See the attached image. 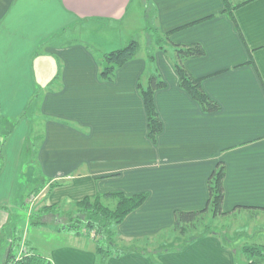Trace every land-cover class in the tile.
Here are the masks:
<instances>
[{"label":"crops","instance_id":"1","mask_svg":"<svg viewBox=\"0 0 264 264\" xmlns=\"http://www.w3.org/2000/svg\"><path fill=\"white\" fill-rule=\"evenodd\" d=\"M149 5L154 16L148 23L161 35L204 49L184 66L219 105L216 112L180 86L172 45L155 48L152 61L147 47L106 81L103 54L75 39L85 27L109 28L116 39L133 27L147 33ZM226 7L225 0H0V114L23 116L4 150L0 264L18 251L14 232L6 235L5 228L13 208L25 205L29 187L46 192L45 205L55 207L110 193L147 195L116 227L130 245L127 253L102 262L93 243L48 250L26 243L52 264H237L219 234L155 255L135 245L174 231L176 211L203 210L219 164L224 213L264 207V0L231 16ZM153 70L165 84L153 94L162 123L155 139L139 89ZM32 134L41 137L34 150ZM53 184L60 187L48 193Z\"/></svg>","mask_w":264,"mask_h":264},{"label":"trees","instance_id":"2","mask_svg":"<svg viewBox=\"0 0 264 264\" xmlns=\"http://www.w3.org/2000/svg\"><path fill=\"white\" fill-rule=\"evenodd\" d=\"M226 1V10L224 11L228 15H233L234 11L238 8L249 4L255 0H240L237 4ZM157 37L155 42V48L161 49L166 44L172 45L178 56V61L175 63V70L179 77L180 86L185 89L194 99H196L203 108L208 112H216L219 110V105L211 100L204 92L201 80L194 78L184 66V62L187 59L197 58L204 55V49L200 44L193 45H175L170 41L169 34L161 35L160 31L154 27L148 28ZM148 30V31H149ZM149 50L147 58L152 61L153 53L156 49ZM141 47L139 42H132L124 49L114 51L109 54L103 55V69L101 71V78L106 81H112L115 78L116 71L124 66L126 63L138 59L141 57ZM165 86L160 75L157 71L153 70L149 75V81L147 86H139L141 94L144 99L146 110L149 117V136L155 139L156 135L162 130V123L159 120L153 101V94L156 90ZM23 117V116H22ZM21 117V118H22ZM21 118L15 120H9L0 114V176L5 167V155L4 150L9 138L14 133L16 127L19 125ZM41 141V137L32 134V148L36 149V145ZM35 153V152H34ZM225 177V170L222 164H219L212 176L209 179V199L206 207L201 211L196 212H183L176 211L174 216V231H182L187 227L195 226L200 218L208 213H214L222 216H230L236 212L247 211L252 213L254 217L264 215V207H237L232 213H224L222 210L224 199V186L223 180ZM60 187L59 184H53L49 188L50 193L55 188ZM147 200L146 194L127 197L122 193H110L105 195H98L94 198H85L76 203L77 211L74 215H69L68 220L63 222L58 220L60 225V232H64L76 237L89 236L93 237V243L95 245V252L100 257L102 262H105L108 258L119 257L127 253L121 249H116L112 244L111 239L115 238L119 234L111 232V228L118 227L131 213L140 208ZM55 206H46L45 214L52 211ZM44 215L39 216L38 223L45 225L43 220ZM38 218V217H37ZM44 222V223H43ZM33 224H36L33 222ZM94 234V235H93ZM218 234L211 232L209 234H202L194 237L193 240L206 235ZM22 239L17 232H14V246H20ZM26 246V245H25ZM253 250V249H251ZM255 251H259L254 249ZM28 256L19 264H52L50 261L45 260L41 255L35 251H28ZM264 258V253L260 250ZM258 254V253H257ZM13 254H10L6 263L13 259ZM263 261L259 263L257 261L253 264H264Z\"/></svg>","mask_w":264,"mask_h":264},{"label":"rangeland","instance_id":"3","mask_svg":"<svg viewBox=\"0 0 264 264\" xmlns=\"http://www.w3.org/2000/svg\"><path fill=\"white\" fill-rule=\"evenodd\" d=\"M153 16L152 8L149 5L147 7L148 18L145 19L147 20L146 22H152ZM150 22L145 24V26L147 25L148 28L153 27L150 25ZM136 29L137 27L126 29L122 31V38L116 39V35L112 33L109 28H105L104 31L101 29L96 31L85 27L83 32L78 33L75 39L86 43L95 54H109L124 49L134 41L139 42L141 53H143L147 47H149L148 51L154 49L158 36H155L149 29L147 33H145V31L143 32V30L138 31ZM29 115L32 117L34 114L30 113ZM35 188L36 187H34L33 191V188L29 187L30 194L26 199L25 205L20 206V211L13 208L10 215V218H12L11 223L5 228L6 235L11 229L12 233L17 232V235L22 239L21 245L15 246L18 251L14 255V258L17 257L21 249L25 248L26 252L31 251L29 247L22 246V244L26 245V243H28V246H30L29 244L37 243L45 250L52 249L54 246L66 242L70 244L74 243L80 247L89 246L90 243H93V237L82 236L77 239L76 236L68 237L67 234L60 235L55 232L56 229L60 231V226L57 224L58 220L66 222L68 220L67 216L75 214L77 211L76 203L63 207H55L52 211L45 214L46 192L42 193L41 189L37 187L35 190ZM25 191H27V189ZM20 201L21 198L19 199V202ZM42 214L44 215L42 221L46 223L45 225L38 223L39 216H42ZM33 222L36 224H33ZM43 227L44 229H36ZM115 230L114 227L110 229L111 232H115ZM211 232L218 233L225 239L226 243L230 244L231 249H233L236 254L237 264H253L257 261H259V263L263 262L260 261V259L264 258L259 251L261 250L264 253V215L261 214L260 216L254 217L252 213L249 212H240L231 216H222L210 212L202 216L195 226L187 227L183 232L172 231L153 242L142 241L135 245L139 246L150 255H155V253L161 251L177 249V246L193 240L194 237L202 234H209ZM111 241L116 249H121L123 251L130 246L127 245L128 242H123L119 236L111 239ZM254 249L259 251H255Z\"/></svg>","mask_w":264,"mask_h":264},{"label":"built area","instance_id":"4","mask_svg":"<svg viewBox=\"0 0 264 264\" xmlns=\"http://www.w3.org/2000/svg\"><path fill=\"white\" fill-rule=\"evenodd\" d=\"M23 247H25V244H22ZM28 256V252H26L25 248L21 249L17 255L16 258L11 259L8 264H19L21 261H23Z\"/></svg>","mask_w":264,"mask_h":264}]
</instances>
